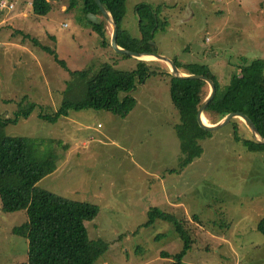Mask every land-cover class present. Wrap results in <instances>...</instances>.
<instances>
[{
    "label": "rangeland",
    "instance_id": "374dc122",
    "mask_svg": "<svg viewBox=\"0 0 264 264\" xmlns=\"http://www.w3.org/2000/svg\"><path fill=\"white\" fill-rule=\"evenodd\" d=\"M12 1L16 9H0V116L11 120L36 106L28 117L7 121L4 133L26 138L29 157L46 168L39 187L99 207L86 223L88 236L113 244L95 264H173L163 254L180 253L184 242L168 221L142 226L150 208L188 221L193 244L183 264H264V152H248L234 140L233 132L253 138L244 122L234 119L208 135L174 108L163 74L138 83L131 92L137 106L124 117L85 109L57 123L39 118L56 115L64 98H81L86 85L83 77L72 81L31 38L56 49L71 70H98L102 63L131 70L137 60L102 46L82 0L73 10L72 0H49L45 18L32 15L27 0ZM141 2L159 8L165 28L155 35L159 55L207 64L221 83L243 61L264 58V0H127L123 25L134 36ZM21 12L28 20L17 17ZM106 30L111 44L108 21ZM150 61L169 71L167 62ZM26 220L24 211L5 213L0 197V264L26 261L27 241L12 234Z\"/></svg>",
    "mask_w": 264,
    "mask_h": 264
},
{
    "label": "trees",
    "instance_id": "16d2710c",
    "mask_svg": "<svg viewBox=\"0 0 264 264\" xmlns=\"http://www.w3.org/2000/svg\"><path fill=\"white\" fill-rule=\"evenodd\" d=\"M101 1L118 24V45L121 48L138 53H158L154 44L155 35L159 30L165 29L159 17V8H154L148 2L137 4L139 34L134 36L128 27L123 25L127 0ZM77 2L78 0H72L69 9L73 10ZM31 3L32 13L37 16H45L52 10V3L49 0H31ZM82 3L85 15L94 14L102 18L99 24H94L86 17L93 31L101 36L102 46L111 47L107 38L106 21L95 0H82ZM31 40L34 46H40L54 58V61L65 67L70 72L72 81L75 77H83L85 80V94L81 98L75 100L64 98L63 105L56 115L39 114V118L48 122L57 123L72 110L85 109L97 111L107 109L124 117L136 106L132 90L150 75L168 76L174 108L181 114L194 117L196 121L198 109L209 94L208 84L204 80L175 77L167 70L157 69L154 61L136 59L137 65L131 70L117 69L110 63L100 64L98 70L92 67L71 70L67 62L60 59L56 49L44 47L34 38ZM173 60L184 72L204 74L213 80L216 91L205 111V117L210 125L216 124L231 112H241L254 122L264 137V58L243 61L237 66L239 72L232 70L229 78L223 83L216 79L207 64H181L178 60ZM35 106L33 103L28 104L25 109L18 110L11 120H5L0 116L2 210L5 213L24 211L27 217L26 222L12 229L13 235L27 241L26 261L19 264H95L113 244L101 239L93 240L88 236L86 223L97 218L99 207L88 202L74 201L39 187L38 183L46 175V168L39 161L29 157L26 138L6 136L4 133L7 121L16 122L19 118L28 117ZM229 124H234V121ZM202 131L208 135L211 133L203 129ZM233 138L248 152H264V145L256 142L254 138H243L236 132H233ZM190 162L191 160H187L184 165ZM194 218L197 219L196 216ZM157 220L172 223L184 242L180 253L174 256L164 253L163 257L173 259V264H183L193 244V238L186 228L187 220H180L159 208H150L147 212V221L142 226H152ZM260 229L264 231V220Z\"/></svg>",
    "mask_w": 264,
    "mask_h": 264
},
{
    "label": "water",
    "instance_id": "95a60500",
    "mask_svg": "<svg viewBox=\"0 0 264 264\" xmlns=\"http://www.w3.org/2000/svg\"><path fill=\"white\" fill-rule=\"evenodd\" d=\"M95 2L97 4V6L99 7L103 18L106 21H108L113 27V32L111 35V47L113 48V50L116 53L124 55V56H130V57L135 58V59L140 60V61H150V60L143 59V57L144 56H152L155 58L154 60H162V61L167 62L169 64V67H170L169 72L175 77L200 79V80H204L205 82H207V84L209 85V94L204 99V101H203L202 105L200 106V108L198 109V113H197V122L203 130L208 131V132H215V131L220 130L224 126H226L232 120L240 119L244 122V124L246 125L249 132H251L254 140L256 142L264 145V137L262 134H260V132L258 131L254 122L241 112H231V113L227 114L224 118H222L219 122H217L216 124H213V125L205 123L203 121V118L205 117V111H206V109L210 103V100L213 98L215 91H216L215 84H214L213 80L204 74H191V73L183 72L178 67V65L176 64V62L173 59H170V58L165 57L163 55L138 53V52H134V51H130V50L121 48L118 45L119 27H118L116 20L114 19L112 13L106 9V7L104 6V4L101 0H95ZM88 19L94 24L100 23V19L94 14H88Z\"/></svg>",
    "mask_w": 264,
    "mask_h": 264
},
{
    "label": "crops",
    "instance_id": "0c3cea01",
    "mask_svg": "<svg viewBox=\"0 0 264 264\" xmlns=\"http://www.w3.org/2000/svg\"><path fill=\"white\" fill-rule=\"evenodd\" d=\"M10 1L13 2L12 0H10ZM28 1H30V0H27L26 3H27ZM27 7H28V6H27ZM28 8H29V7H28ZM14 9H16L15 4H14ZM14 9H13V10H14ZM21 9H22V8H21ZM23 10H24V9H23ZM30 11H31V14L34 15L35 17H40V16H37V15H35V14L32 13V8H29V12H30ZM21 14H22L21 17H20V14L17 15V17H19L21 20H24V21L28 20V14H27V12H26L25 14H24L23 12H21ZM45 16H46V15H45ZM45 16H44V18H45ZM28 23H30V22H28ZM51 38L53 39V41H56V39H54V37H51ZM110 39H111V37H110ZM54 62L58 63L57 61H54ZM58 64H59V63H58ZM59 65H60V64H59ZM15 67H16V65H14V68H15ZM68 72H69V71H68ZM69 75H71L70 72H69ZM156 75H157V74H156ZM136 106H137V103H136ZM136 106H135V107H136ZM135 107H134V108H135ZM133 110H134V109H133ZM59 111H60V110H59ZM59 111H58V112H59ZM58 112H57V113H58ZM71 112H72V111H71ZM71 112H70L67 116H63L62 118H68V119H69V118H70V115H71ZM114 115H116V114H114ZM116 116H118V115H116ZM119 117H121V116H119ZM62 118H61V119H62ZM61 119H60V120H61ZM60 120H58V122H59ZM84 145H86V144L84 143ZM69 152H70V150H69ZM67 161H68V157H65V158L63 159L62 163H63V162L65 163V162H67ZM62 163H61L60 165H62ZM60 165H59V166H60ZM228 235H229V233H226V234L223 235V237H221V238H222L224 241H226V240H225V237L228 238Z\"/></svg>",
    "mask_w": 264,
    "mask_h": 264
},
{
    "label": "built area",
    "instance_id": "2783aa9c",
    "mask_svg": "<svg viewBox=\"0 0 264 264\" xmlns=\"http://www.w3.org/2000/svg\"><path fill=\"white\" fill-rule=\"evenodd\" d=\"M27 6L29 8H32V3L31 1L27 2ZM0 9L2 10H7V11H12L14 9V3L11 1H6V0H0Z\"/></svg>",
    "mask_w": 264,
    "mask_h": 264
},
{
    "label": "bare ground",
    "instance_id": "6f19581e",
    "mask_svg": "<svg viewBox=\"0 0 264 264\" xmlns=\"http://www.w3.org/2000/svg\"><path fill=\"white\" fill-rule=\"evenodd\" d=\"M143 59H145V60H154L155 58L152 57V56H144ZM203 121H204L205 123H207V120H206L205 117L203 118Z\"/></svg>",
    "mask_w": 264,
    "mask_h": 264
}]
</instances>
